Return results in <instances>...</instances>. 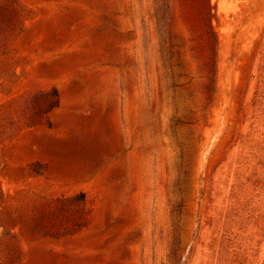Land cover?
<instances>
[{
	"label": "rangeland",
	"instance_id": "obj_1",
	"mask_svg": "<svg viewBox=\"0 0 264 264\" xmlns=\"http://www.w3.org/2000/svg\"><path fill=\"white\" fill-rule=\"evenodd\" d=\"M0 264H264V0H0Z\"/></svg>",
	"mask_w": 264,
	"mask_h": 264
},
{
	"label": "trees",
	"instance_id": "obj_2",
	"mask_svg": "<svg viewBox=\"0 0 264 264\" xmlns=\"http://www.w3.org/2000/svg\"><path fill=\"white\" fill-rule=\"evenodd\" d=\"M54 96H55L56 99L52 102L53 106L57 105L58 102H59L58 94H57L56 90H54ZM80 200H82V202H84V203L86 202L85 201V194L83 192L80 194Z\"/></svg>",
	"mask_w": 264,
	"mask_h": 264
}]
</instances>
